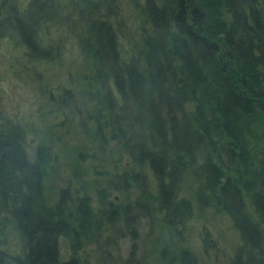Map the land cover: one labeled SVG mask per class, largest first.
Wrapping results in <instances>:
<instances>
[{"label":"trees","instance_id":"16d2710c","mask_svg":"<svg viewBox=\"0 0 264 264\" xmlns=\"http://www.w3.org/2000/svg\"><path fill=\"white\" fill-rule=\"evenodd\" d=\"M59 1L86 71L78 106L66 90L51 102L65 111L60 125L78 118L79 161L123 168L95 187L96 210L69 185L50 204V145L39 143L31 156L26 127L0 123V264H91L80 250L101 246L120 220L113 229L130 230L137 253L143 217L149 239L158 216L171 232L189 215L188 200L177 198L185 169L197 182V203L226 213L239 233L227 264H264V0ZM55 2L0 0V38H15L29 66L55 54L40 42L41 27L55 18L46 6ZM116 183L126 197L119 203L110 193ZM157 256L155 264H196L186 248L168 254L164 245Z\"/></svg>","mask_w":264,"mask_h":264},{"label":"rangeland","instance_id":"374dc122","mask_svg":"<svg viewBox=\"0 0 264 264\" xmlns=\"http://www.w3.org/2000/svg\"><path fill=\"white\" fill-rule=\"evenodd\" d=\"M60 4L57 0L53 5H47L45 16L50 19L58 18V14H61L62 21L50 19L40 31V42L55 51L54 56L37 60L29 66L30 63L25 62L20 51L10 43L15 38H0V123L9 119L26 127L25 143L31 156L39 143L50 145V165L44 187L48 203L54 204L60 188L69 185L73 196L85 191L96 210V186H106L109 172L112 174L111 171H121L123 163L113 168L111 164L101 165L99 160L93 165L87 156L85 161H79L78 150L83 141L78 138L76 114L72 115L73 125L69 127L67 120L60 125L66 114L53 106L52 97L64 90L71 91L74 97L72 104L78 106V78L86 71L84 64L78 61L76 40L71 35L72 32L68 33L65 29L67 25L64 21L68 9ZM71 24L78 26V17ZM2 31L12 33L10 27L5 25ZM15 32L18 34V31ZM191 105L189 102L185 106L190 108ZM126 161L128 160L123 162ZM80 167L85 168L78 173ZM113 186L110 190L111 197L119 203L126 197L117 183ZM196 187L197 182L190 169H185L178 184L177 198L188 200L190 213L183 224L179 225L180 232L178 229L167 231L158 216V221L152 225L154 228L149 239H144L151 222L143 217L135 225L137 234L141 236L140 239L137 238V253H132L130 230L121 233L113 229L114 226L123 225L120 220L109 224L112 227L102 233L99 238L101 246L91 242L85 249L80 250V254H87L91 264H128L130 257H138V264H155L154 256H160L161 248L166 245L168 254L176 253L181 248L190 250L196 264H227L235 247L240 243L239 233L226 213L197 203ZM135 195L136 190H131L127 199H133ZM244 201L249 212H252L248 199L245 198ZM107 235L109 239L105 241L104 237ZM205 240L208 245L204 248ZM139 241L142 245H139ZM62 247L66 251L67 244L64 241Z\"/></svg>","mask_w":264,"mask_h":264}]
</instances>
